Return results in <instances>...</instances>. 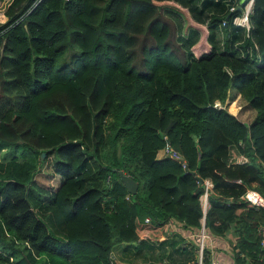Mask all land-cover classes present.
<instances>
[{
	"label": "trees",
	"instance_id": "16d2710c",
	"mask_svg": "<svg viewBox=\"0 0 264 264\" xmlns=\"http://www.w3.org/2000/svg\"><path fill=\"white\" fill-rule=\"evenodd\" d=\"M247 1L9 0L0 262L188 264L196 245L167 232L176 219L230 231L235 263L264 264V207L241 197H264V0H253L248 27L233 22ZM177 10L186 32L169 16ZM237 95L256 110L248 123L226 107ZM49 156L59 182L45 186L34 159Z\"/></svg>",
	"mask_w": 264,
	"mask_h": 264
},
{
	"label": "built area",
	"instance_id": "2783aa9c",
	"mask_svg": "<svg viewBox=\"0 0 264 264\" xmlns=\"http://www.w3.org/2000/svg\"><path fill=\"white\" fill-rule=\"evenodd\" d=\"M251 0L247 2V4H250ZM247 4L245 6L244 12H242L241 15L234 17L233 22L239 25H243L248 27V13L250 12V7L247 8ZM217 105L218 103L215 102ZM170 148L169 146L165 149V152L168 153ZM245 156H242V158L237 159V154L233 155L231 153V159L234 161H243ZM212 187V182L210 179H205V190L200 196L201 205L203 207V210L205 211L208 206V189ZM244 199L251 202V204L255 206H263L264 207V197L254 188H248L242 195ZM145 220H149L148 217L145 218ZM182 222L177 221L176 219H170L166 224V229L168 231L172 230L171 228H180ZM193 231L191 232L190 236L194 240V243L196 245V252L197 256L193 261H190L188 264H226L224 261L219 260L218 258H211L210 261L207 263L204 262V250L206 249L207 245L210 244L213 241L212 235L208 231L207 227L204 225V221H202L201 226L198 229L192 228ZM261 243L264 244V237L261 240Z\"/></svg>",
	"mask_w": 264,
	"mask_h": 264
},
{
	"label": "rangeland",
	"instance_id": "374dc122",
	"mask_svg": "<svg viewBox=\"0 0 264 264\" xmlns=\"http://www.w3.org/2000/svg\"><path fill=\"white\" fill-rule=\"evenodd\" d=\"M8 2L9 0H0V20L1 21H4L5 19L3 11ZM167 4L171 5L172 3L169 2ZM249 7H250V4L248 3V8ZM177 11H178L177 16H174V15H169V16L172 17L176 23H181V25H183L182 32H186L187 29L184 31V26H187L188 22L191 23V20L188 16L185 17L182 10L181 11L177 10ZM199 30H200V38H199L200 42L199 43L200 45H202V42L204 41V34L206 33L205 25L201 24ZM198 35H199V32H198ZM198 49L199 48L197 47H193L194 52H196ZM226 107L228 111L234 113L235 115H237L238 118H240L242 121L247 122V123L250 122L251 119L256 114V110L249 107L247 105V102L243 98H241L239 95L235 96L234 99L228 101L226 103ZM164 153H165V150H164ZM28 156L29 155L27 154V157ZM34 161L36 162V165H37L36 167L37 173L35 174V176L40 183H42L45 186H48V185H56L59 182V175L53 174L54 171L51 166V161H52L51 156H49L46 160H44L42 164H40L37 159H34ZM13 263L14 262H12L11 264ZM0 264H9V263L5 261H1Z\"/></svg>",
	"mask_w": 264,
	"mask_h": 264
},
{
	"label": "crops",
	"instance_id": "0c3cea01",
	"mask_svg": "<svg viewBox=\"0 0 264 264\" xmlns=\"http://www.w3.org/2000/svg\"><path fill=\"white\" fill-rule=\"evenodd\" d=\"M231 153H233V155L237 154V159L238 158H242V156H244L243 154H240L237 152V150L235 148H232ZM164 151H160L159 155H164ZM247 158L245 156V158L243 159V161H246ZM172 232H177L180 235H182L186 241H191L192 243H194V240L189 236L191 234V232L193 231V229L190 226H186L183 223L181 224L180 228H171ZM168 232V230H167ZM163 236H161L160 238H163ZM213 241L207 245L205 251L208 254V261H210L211 258H218L219 260L224 261L226 264H237L234 262L233 257H232V250H231V245H232V241L234 239V236L232 235V233L229 231L228 233H226L225 235H212ZM195 244V243H194Z\"/></svg>",
	"mask_w": 264,
	"mask_h": 264
},
{
	"label": "water",
	"instance_id": "95a60500",
	"mask_svg": "<svg viewBox=\"0 0 264 264\" xmlns=\"http://www.w3.org/2000/svg\"><path fill=\"white\" fill-rule=\"evenodd\" d=\"M252 2V0H251ZM250 2V4H251ZM240 8V7H239ZM44 153H42L43 155ZM193 172V171H191ZM118 174L120 176V179L123 181V183L125 184V186L127 187V190L130 191V192H135L138 188V183L132 178L130 177L128 174L124 173L122 170H118ZM197 177V180L199 183H202L203 182V179L199 176V175H196Z\"/></svg>",
	"mask_w": 264,
	"mask_h": 264
},
{
	"label": "clouds",
	"instance_id": "9594fccd",
	"mask_svg": "<svg viewBox=\"0 0 264 264\" xmlns=\"http://www.w3.org/2000/svg\"><path fill=\"white\" fill-rule=\"evenodd\" d=\"M248 1H249V0H248ZM248 1H247V2H248ZM252 2H253V0H252ZM252 2H251V6H252ZM246 4H247V3H246ZM246 4H245V6H246ZM244 10H245V7H244ZM244 10H243V12H244ZM250 10H251V9H250ZM242 26H243V25H242ZM216 102L218 103L217 105H221L220 102H219L218 100H217Z\"/></svg>",
	"mask_w": 264,
	"mask_h": 264
},
{
	"label": "bare ground",
	"instance_id": "6f19581e",
	"mask_svg": "<svg viewBox=\"0 0 264 264\" xmlns=\"http://www.w3.org/2000/svg\"><path fill=\"white\" fill-rule=\"evenodd\" d=\"M247 8H248V4H247Z\"/></svg>",
	"mask_w": 264,
	"mask_h": 264
}]
</instances>
